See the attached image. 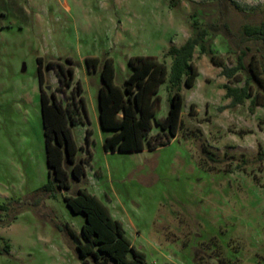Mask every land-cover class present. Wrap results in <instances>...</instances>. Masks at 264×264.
Segmentation results:
<instances>
[{
	"label": "rangeland",
	"instance_id": "1",
	"mask_svg": "<svg viewBox=\"0 0 264 264\" xmlns=\"http://www.w3.org/2000/svg\"><path fill=\"white\" fill-rule=\"evenodd\" d=\"M238 1L252 7L238 9L230 0H0V247L10 243L0 264H90L91 254L77 248L86 242L85 215L67 201L80 190L106 205L131 243L125 258H117L110 241L113 264H264V158L258 157L264 87L253 83L250 97L228 106L223 83L242 85L245 74L228 79L196 46L198 74L192 86L181 85L180 127L168 143L105 149L98 117L104 58L112 59L120 85L129 56L164 58L169 66V46L201 27L208 30L205 44L226 64L244 49L245 62L257 59L264 72L262 40L245 32L264 21V0ZM88 55L99 57L95 69L87 68ZM38 56L44 88L84 120L72 132L85 174H70L67 188H43L48 166ZM67 58L74 76L65 87L46 63ZM77 81L86 116L74 106ZM166 83L159 86L150 139L169 109Z\"/></svg>",
	"mask_w": 264,
	"mask_h": 264
},
{
	"label": "trees",
	"instance_id": "2",
	"mask_svg": "<svg viewBox=\"0 0 264 264\" xmlns=\"http://www.w3.org/2000/svg\"><path fill=\"white\" fill-rule=\"evenodd\" d=\"M238 9L252 7L248 3L230 0ZM245 32L255 35L262 40L264 56V21L259 25H246ZM208 33L207 28L201 27L189 35L180 45H170L165 53L171 57L170 64L152 56L132 55L128 57L130 72L122 84L114 82L115 69L110 57L104 58L100 67L101 83L98 87V117L99 123L106 135L103 139L105 149L139 150L147 143L149 148L159 144L168 143L176 135L181 122L182 83L188 87L194 84L198 68L193 62L196 46L209 55L212 63L220 66V73L228 79L236 77L238 73L245 74L242 85L223 83L225 97L230 98L228 106L244 102L251 96L253 83L264 87V72L260 62L251 58L245 62L246 50L237 53L235 64L228 65L220 55L204 42ZM68 63L49 59L47 67L54 68L60 85L68 87L72 84L74 66L71 59ZM87 68L95 69L100 63L97 56L85 57ZM43 59L37 57L38 80L40 88V108L42 116L44 146L46 163L48 166V181L43 185L45 190H52L54 185L58 188H67L70 185L69 176L80 179L85 174L83 159H77L78 145L74 139L72 125L82 121L83 117L74 115L62 104L55 91L47 92L44 88V75L42 71ZM167 80L166 88L169 92V109L164 118L157 121L158 131L155 138L150 139L149 131L152 129V119L155 114V104L159 99L158 90L162 82ZM76 93L79 94L74 106L78 113L82 111L86 116L82 87L79 81L75 84ZM257 102L253 96L250 101L252 107ZM90 129L86 128V138ZM264 158V148L258 153ZM65 164L70 165V169ZM69 205L76 212H83L85 222L82 233L86 242L77 244L79 254H91L90 264H113L110 261V241H115L113 256L125 258V253L131 243L125 236L124 228L118 220L112 217L106 205L94 194L80 190L76 195L67 199ZM96 245V246H95ZM10 243L5 241L0 252H8ZM108 253L109 256L107 254Z\"/></svg>",
	"mask_w": 264,
	"mask_h": 264
}]
</instances>
